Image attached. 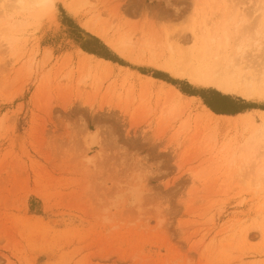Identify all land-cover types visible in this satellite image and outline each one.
<instances>
[{"label": "rangeland", "instance_id": "obj_1", "mask_svg": "<svg viewBox=\"0 0 264 264\" xmlns=\"http://www.w3.org/2000/svg\"><path fill=\"white\" fill-rule=\"evenodd\" d=\"M2 9L0 264H264V0Z\"/></svg>", "mask_w": 264, "mask_h": 264}, {"label": "bare ground", "instance_id": "obj_2", "mask_svg": "<svg viewBox=\"0 0 264 264\" xmlns=\"http://www.w3.org/2000/svg\"><path fill=\"white\" fill-rule=\"evenodd\" d=\"M31 4L33 6H37L38 8L45 9L51 5V0H31ZM6 11L2 9L0 11V15H4ZM232 32L230 29H225L223 32V35L225 37V40H228ZM99 35V34H98ZM100 36V35H99ZM247 47V44H240L236 48L237 50L235 51L236 56H239L238 53H242L244 49ZM234 62V60H232ZM234 65H231L230 71L227 74H220L217 75L216 72L210 74L209 72L206 71H199V72H194L192 70H186L183 71L182 69L180 71H177L178 75L184 76L188 78L191 82L193 83H203L205 85H212L219 91L223 93H234V92H240L243 96L247 97L252 95L253 89L251 88V82L254 80L253 77H242V88L238 90L234 86V81L230 75L234 74ZM259 78L257 81L258 83H263L264 85V79L260 80ZM171 94H172V89H171ZM173 95V94H172ZM176 97V96H175Z\"/></svg>", "mask_w": 264, "mask_h": 264}, {"label": "trees", "instance_id": "obj_3", "mask_svg": "<svg viewBox=\"0 0 264 264\" xmlns=\"http://www.w3.org/2000/svg\"><path fill=\"white\" fill-rule=\"evenodd\" d=\"M94 41L95 43L99 44V42L96 39H94ZM81 48L83 49V51L89 54H93V55H96L98 57H101L107 60L111 59L110 56H108L107 54H104L100 50L93 48L91 46H87L84 44L81 46ZM201 98L203 99L204 104L211 111L217 114L234 115L242 111V108H239L238 106L235 105L234 102L227 100L226 97H223V96H218L213 102H209L208 100H206L204 96H201Z\"/></svg>", "mask_w": 264, "mask_h": 264}]
</instances>
